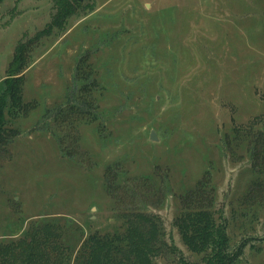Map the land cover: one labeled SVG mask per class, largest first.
I'll use <instances>...</instances> for the list:
<instances>
[{"label":"rangeland","instance_id":"obj_1","mask_svg":"<svg viewBox=\"0 0 264 264\" xmlns=\"http://www.w3.org/2000/svg\"><path fill=\"white\" fill-rule=\"evenodd\" d=\"M74 1L58 22L54 0H0V86L28 56L0 141V241L59 218L82 242L134 207L161 221L155 264H203L175 217L209 172L233 264H264V199L248 194L262 176L224 139L264 115V0Z\"/></svg>","mask_w":264,"mask_h":264},{"label":"trees","instance_id":"obj_2","mask_svg":"<svg viewBox=\"0 0 264 264\" xmlns=\"http://www.w3.org/2000/svg\"><path fill=\"white\" fill-rule=\"evenodd\" d=\"M54 2L58 7L54 18L60 22L59 19L71 12V4L75 1ZM52 26L53 22L37 33V37L48 34ZM26 47L22 44L15 49L0 86V141L9 133L5 128V113L13 108L22 110L23 71L28 62ZM86 90L91 91V88L87 86ZM224 139L228 148L233 144H246L245 152L250 155L253 170L262 176L252 183L248 194L264 199V115L253 118L245 127H234L231 135ZM105 175L109 181L107 188L111 191L110 175ZM214 193L209 172H205L194 189L181 196L182 206L175 217V226L188 250L202 254L203 264H233L243 250L241 246L229 249L227 225L214 210ZM118 216L122 222L119 228L105 234L92 232L82 242V231L68 219L34 221L21 237L9 242L0 241V264H155V259L166 247L158 216L134 207Z\"/></svg>","mask_w":264,"mask_h":264},{"label":"water","instance_id":"obj_3","mask_svg":"<svg viewBox=\"0 0 264 264\" xmlns=\"http://www.w3.org/2000/svg\"><path fill=\"white\" fill-rule=\"evenodd\" d=\"M78 1L81 2L82 0H78ZM149 139H151V140H157V136H156L154 130L151 131L150 136H149Z\"/></svg>","mask_w":264,"mask_h":264}]
</instances>
